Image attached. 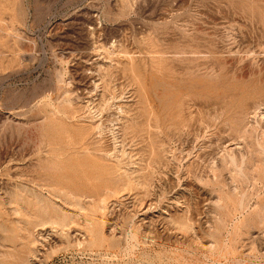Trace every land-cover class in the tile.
Listing matches in <instances>:
<instances>
[{
  "label": "rangeland",
  "instance_id": "1",
  "mask_svg": "<svg viewBox=\"0 0 264 264\" xmlns=\"http://www.w3.org/2000/svg\"><path fill=\"white\" fill-rule=\"evenodd\" d=\"M0 264H264V0H0Z\"/></svg>",
  "mask_w": 264,
  "mask_h": 264
},
{
  "label": "bare ground",
  "instance_id": "2",
  "mask_svg": "<svg viewBox=\"0 0 264 264\" xmlns=\"http://www.w3.org/2000/svg\"><path fill=\"white\" fill-rule=\"evenodd\" d=\"M108 46H110V45H108ZM107 48H108V47H107ZM111 49H112V48H111ZM111 49H110V50H111ZM112 52H113V51H112ZM111 54H113V53H111ZM108 60H110V59H108ZM111 60H112V59H111ZM111 64H112V63H111ZM125 67H126V66H125ZM126 68H127V67H126ZM109 69H110V67L108 68V71H109ZM60 77H61V76H60ZM110 77H111V76H110ZM59 79H60V78H59ZM61 81H62V80H61ZM59 82H60V80H59ZM64 82H65V81H64ZM61 83H62V82H61ZM102 88H103V87H102ZM102 93H103V92H102ZM93 100H94V99H93ZM93 100H92V101H93ZM92 101H91V102H92ZM107 103H108V102H107ZM83 104H84V103H83ZM83 104H82V105H83ZM87 104L89 105V103H87ZM90 104H91V103H90ZM85 109H86V108H85ZM102 110H103V109H102ZM88 111H89V110H88ZM94 111H95V110H94ZM90 113H92V112L90 111ZM106 120H107V119H106ZM117 122H118V121H117ZM96 125H97V124H96ZM97 128H98V127H97ZM98 129H99V128H98ZM98 129H97V130H98ZM98 132H99V131H97V133H98ZM98 134H99V133H98ZM87 152H88V151H87ZM113 153H114V152H113ZM106 157H107V156H106Z\"/></svg>",
  "mask_w": 264,
  "mask_h": 264
}]
</instances>
